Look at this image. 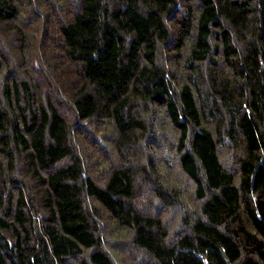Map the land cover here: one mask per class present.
Instances as JSON below:
<instances>
[{
  "label": "trees",
  "instance_id": "obj_1",
  "mask_svg": "<svg viewBox=\"0 0 264 264\" xmlns=\"http://www.w3.org/2000/svg\"><path fill=\"white\" fill-rule=\"evenodd\" d=\"M0 27V264H264V0H0Z\"/></svg>",
  "mask_w": 264,
  "mask_h": 264
},
{
  "label": "rangeland",
  "instance_id": "obj_2",
  "mask_svg": "<svg viewBox=\"0 0 264 264\" xmlns=\"http://www.w3.org/2000/svg\"><path fill=\"white\" fill-rule=\"evenodd\" d=\"M3 27V26H2ZM2 27H0V28H2ZM3 30V31H2ZM1 33H2V35L4 36V39L2 40V41H0V48H1V50H2V46H4V53L6 52V49H7V52L6 53H8V55H7V58H8V63H9V65L11 64V62L13 61V60H17V61H22L23 62V59L21 58V54H20V52L18 51V48H17V45L18 44H16L15 43V41H12V40H9L8 39V35H9V32H6V30H4L3 28L1 29ZM4 41H5V43H6V48H5V44H4ZM17 42V41H16ZM9 54L10 55H14L15 57H17L16 59L14 58V59H10L11 58V56H10V58L8 57L9 56ZM175 173H177L176 171H175ZM171 174V173H170ZM172 175V174H171ZM180 202V201H179ZM168 203H169V205H171V206H167V209H164V213L165 214H170L172 211H176V209L177 208H175V206L174 205H176L177 204V202L175 201V200H169L168 201ZM188 209V208H187ZM174 214H172L171 213V216H173ZM170 216V215H169Z\"/></svg>",
  "mask_w": 264,
  "mask_h": 264
}]
</instances>
